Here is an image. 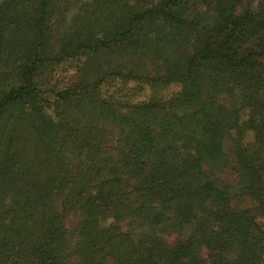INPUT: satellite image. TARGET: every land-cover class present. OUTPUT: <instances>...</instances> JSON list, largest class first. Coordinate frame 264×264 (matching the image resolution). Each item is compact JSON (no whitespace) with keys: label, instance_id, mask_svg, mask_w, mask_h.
<instances>
[{"label":"trees","instance_id":"obj_1","mask_svg":"<svg viewBox=\"0 0 264 264\" xmlns=\"http://www.w3.org/2000/svg\"><path fill=\"white\" fill-rule=\"evenodd\" d=\"M93 1L0 0V264H264V0Z\"/></svg>","mask_w":264,"mask_h":264},{"label":"rangeland","instance_id":"obj_2","mask_svg":"<svg viewBox=\"0 0 264 264\" xmlns=\"http://www.w3.org/2000/svg\"><path fill=\"white\" fill-rule=\"evenodd\" d=\"M70 3L72 2L76 6L82 5L81 0H69ZM82 1H88V0H82ZM93 0H90L89 3L93 4ZM263 3V0H245L244 1V6H251L253 7L254 10H259L261 8V5ZM71 12H68L66 14L67 18H70ZM59 16H57L58 18ZM58 38V35L52 34L50 42L52 45H55V41ZM148 65V72L151 75L159 72L161 73V69H158L154 64H151L150 61H147ZM43 70V75L41 77V80L38 79L39 82H50L52 84H55L58 88L67 86L72 80L75 79V73H77L76 69V62L73 61H68L66 63H63L58 66V68H52V64L50 66L48 63H45V65L42 67ZM52 77V78H51ZM1 75H0V80H1ZM120 81H113L112 77H108L107 80L104 83L105 91L107 92L106 94H113L115 97H120L124 99H130L133 101H142L146 100L151 94H152V89L149 86H144L143 90H140L138 85L130 82L128 84H124L125 82H121L118 84ZM124 84V85H123ZM177 87L175 86H169L168 88H165L162 90L163 95H170L172 92L177 91ZM222 102L225 104L226 101L222 100ZM24 139V138H21ZM20 139V140H21ZM21 142H23L21 140ZM223 178L225 180H230L231 177L227 174L223 175ZM21 186V180L15 179L14 181V187H20ZM2 188V187H1ZM3 189V188H2ZM27 192H30L29 188L26 189ZM20 196H24V193H18ZM2 192L0 190V208L7 206L10 201V197H6V199L2 202L1 197H2Z\"/></svg>","mask_w":264,"mask_h":264}]
</instances>
